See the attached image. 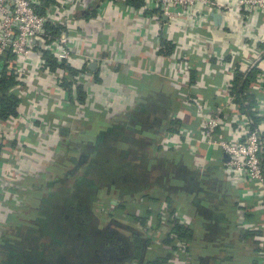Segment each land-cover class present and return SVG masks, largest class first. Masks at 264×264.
<instances>
[{"label": "crops", "instance_id": "0c3cea01", "mask_svg": "<svg viewBox=\"0 0 264 264\" xmlns=\"http://www.w3.org/2000/svg\"><path fill=\"white\" fill-rule=\"evenodd\" d=\"M100 1L105 3L102 12L96 9V2L93 7H82L74 24L89 39L88 44L77 42V50L89 49L93 56L81 81L84 104L75 101V87L71 89L73 99L62 86L51 91V100H42L43 108L36 109L43 122L35 121L37 127H54L51 137L35 136L27 128L29 106L24 99L19 106L22 117L19 114L0 125V264H85L90 260L99 263L100 257L109 263L111 256H99L98 246L105 233L112 231L101 227L100 233L88 234L92 233L91 216L99 219L98 195L116 207L162 191L166 198L154 207H165L170 214L189 185L191 194L185 198L192 211L184 214H192L194 223L196 218L200 224L192 227L196 234L189 254L167 263L250 264L264 244V231L236 228L242 215L250 216L241 206L246 185L231 187L223 170L212 167L204 171L211 177V185L194 191L191 179L199 183L198 174L192 171L194 162L220 157L219 152L196 147L192 157L188 156L190 150L187 154L183 149L180 123L196 128L198 121L192 114L178 115L176 123L166 128L171 117H166L168 109L179 107L175 101L183 102L180 106L188 102L185 90L200 73L181 76L172 72L173 66L187 57L203 66V53L191 47L197 39L207 41L206 56L230 42L239 43L232 35L235 14L227 22L220 14L214 15L212 27L193 29L186 23L187 28L179 29L168 24L161 31L151 19L166 22L165 18L150 11L143 1L134 6L117 0L115 7L109 6V0ZM107 58L114 63L102 70L100 65ZM64 77L72 78L68 72ZM19 91V87L12 90L18 96ZM27 91L30 98L41 100L39 92ZM42 109L48 110L44 114ZM156 145L162 146L160 153L154 151ZM115 168L120 174L111 176ZM142 203L148 202L144 199ZM254 218L264 223L263 214ZM123 224L143 235L145 225L129 220ZM77 241L85 246L83 253ZM224 248H230L232 256H226Z\"/></svg>", "mask_w": 264, "mask_h": 264}, {"label": "built area", "instance_id": "2783aa9c", "mask_svg": "<svg viewBox=\"0 0 264 264\" xmlns=\"http://www.w3.org/2000/svg\"><path fill=\"white\" fill-rule=\"evenodd\" d=\"M97 1L55 0L53 3L43 4L42 0H0V74L14 75L22 81L17 86L20 89L18 97L28 103L25 116L28 121L27 128L35 136L51 137L54 128L51 130L35 125V121L43 122L36 110L43 108L44 105L40 102L43 100L47 103L51 100L49 98L53 95L50 92L60 86L67 69H74L83 77L87 74L90 63H93L89 49L85 48L81 52L77 50V42L88 44L89 39L80 35L74 24L77 21V12L82 7H93L92 4L96 2V9L102 12L105 3ZM141 1L149 6L150 11L157 13V16L165 18L166 22L156 17L151 19L161 31H165L168 24L179 29L187 28L186 23L193 29L212 27L214 15L220 14L222 20L227 22L230 14H235L236 28L232 35L238 37L239 43L230 42L227 47H220L217 53L206 56L207 41L197 39L191 47L203 53V66L187 57L172 68L173 73L181 76H189L192 71L200 72L195 82L185 90L189 96L186 104H189L190 114L195 116L198 126L179 127V135L183 138L185 144L182 147L186 152L201 147L206 151L219 152L220 155L194 162L192 171L198 174L199 183L194 178L191 179L192 185H211V177L204 171L212 167L213 170H223L224 180L231 187L245 184L241 206L246 216H250L242 215L235 224L236 228L240 231H264V223H258L254 218L264 215V0H224L223 3L216 0ZM114 5V1L109 3L110 7H115ZM185 48V45L181 46V50ZM43 54L49 55L57 64L67 69L59 67L51 72L45 64ZM110 63H114V60L107 58V62L100 65L102 70ZM252 72L255 73V78L248 92L254 95L253 104L251 112L244 115L240 111L233 87L236 78L245 77ZM27 89L39 92L42 95L41 100L30 98ZM172 104L174 105V101ZM51 109L50 106L49 111ZM47 110L42 109V113L45 114ZM174 114L175 110L171 107L166 117ZM20 116L21 114L19 118ZM154 127L158 133L157 126ZM2 165L3 162H0L1 169ZM14 175L16 177L15 172ZM180 194L188 196L191 193L183 191ZM95 203L103 223L128 221L125 212L105 205L101 195L97 196ZM167 214L163 207L146 217L141 237L142 240L149 241V246L153 248H160L163 233L164 237H171L170 224L195 228L192 214ZM163 215L165 216L162 217ZM172 246L175 247L173 258L186 254L187 243L183 240L174 238ZM224 251L226 256L233 254L230 248H224ZM120 264H143V261L132 256ZM179 264L188 263L181 261ZM250 264H264V244L253 254Z\"/></svg>", "mask_w": 264, "mask_h": 264}, {"label": "trees", "instance_id": "16d2710c", "mask_svg": "<svg viewBox=\"0 0 264 264\" xmlns=\"http://www.w3.org/2000/svg\"><path fill=\"white\" fill-rule=\"evenodd\" d=\"M109 1H117V0H109ZM125 2L129 5L138 6L141 3V0H125ZM43 4L53 3L50 2V0H42ZM56 31H59L56 29ZM43 57L45 59V64L50 67L51 71H54L52 69L56 68H63L67 69L63 65L57 64L56 60H53L49 55L43 54ZM67 72L71 74L72 78L68 79L66 77L62 78L60 86L68 89L67 92L69 94V97L72 98V87H75L74 90V97H77L75 101L78 100V102L81 104H84L83 102L86 100V93L83 90V84L82 82V76L79 75L78 71L74 69H67ZM255 78V73L252 72L248 74L247 76L243 77L240 76L236 78L234 82L233 91L237 97V101L240 105V111L244 115H248L251 111V105L253 104V94H250L248 92L249 90V84L253 82ZM22 84V81L20 78L14 75H7V74H0V122H4L8 119H14L16 116L19 115V106H20V98L15 92H12L14 88ZM82 88V89H81ZM176 105L179 106L175 102ZM175 114L174 116L170 117L166 122V128L167 126L171 125L172 123L175 124L178 115L182 114H190V108L189 104H185L179 107L174 106ZM68 111V110H67ZM66 111V112H67ZM63 114V113H58ZM251 115V114H250ZM252 116V115H251ZM69 117V116H68ZM66 118V116H65ZM179 118V117H178ZM254 119V117H252ZM256 119H254L255 121ZM253 121V122H254ZM87 124H84L86 126ZM180 126L182 127H190L193 128V125L186 124V123H180ZM198 126V122H197ZM197 146V144H195ZM199 146V145H198ZM199 148V147H198ZM201 148V147H200ZM0 149H1V143H0ZM202 149V148H201ZM162 146L156 145L154 151L157 153H160L162 151ZM185 152V151H184ZM187 153V152H186ZM189 154V153H187ZM194 154V153H193ZM193 154H189L188 156H192ZM187 157V156H186ZM217 171V169H215ZM22 176V175H21ZM180 194L178 196V205L177 209L174 212L178 213H186L191 212L192 208L188 205L186 202L185 195ZM1 196V195H0ZM166 198L164 195V192L158 191L155 193H152L150 196H147L146 198L142 197L139 198V201H134L132 203L127 204H119L116 206V209L118 211H123L128 215V220L134 224H140L145 225L146 223V217L147 215L155 214L157 211L156 207H154L155 204L159 203L161 199ZM101 199L104 202L105 205H109L106 201H104L105 197L101 195ZM144 199L148 202L147 204L142 203ZM2 201V200H0ZM167 201V200H166ZM131 207V208H129ZM173 213V212H172ZM172 213H168L167 215H171ZM160 216V215H159ZM163 215L162 217H164ZM199 220L195 218L194 225L199 226ZM170 232L171 237H164L161 239V246L160 248H153L149 246V241L142 240V237L138 236L135 233L131 234V242L133 245V256L136 260H142L143 264H166L168 261H171L173 259V251L175 247L172 246L173 240L180 239L187 243L186 247V253L189 254L191 244L190 241L192 240V237L196 234L194 232V229L192 227L183 228L177 225L170 224Z\"/></svg>", "mask_w": 264, "mask_h": 264}, {"label": "rangeland", "instance_id": "374dc122", "mask_svg": "<svg viewBox=\"0 0 264 264\" xmlns=\"http://www.w3.org/2000/svg\"><path fill=\"white\" fill-rule=\"evenodd\" d=\"M110 174H111V176H112V174L114 176H118L120 174V172L118 171V169H116V171L114 173H110ZM197 188L198 187H196V189H195L193 187V190L196 191ZM97 214H98V212H97ZM95 217H97V216H95ZM95 217L91 216L92 228L90 230L92 231V233H90L88 231V234H91V236H93V234H94L93 232L100 233V230H102L103 228H104V230H108L109 229L110 231H112V233H114L112 235H115L120 240H122L121 243L123 245L126 242H128L129 246H128V249L125 248V252L123 253V257L126 258V259H130L133 256V245L130 244V242H131V237L130 236L133 233L132 227L129 226V225H124L123 223H113L112 225L103 226V228L101 229V226L99 224V219L97 220V218H95ZM100 243L101 244L98 246V248H99V254L98 255L99 256H101L102 254H108V252H109L108 256H111V257L115 256L117 254V251H115V249H112V250H109V251L107 250V249H109V246H108L109 245V240L107 238H104ZM94 262L95 261L92 262V260H90V262H87L85 264H94ZM95 263L98 264V262H95Z\"/></svg>", "mask_w": 264, "mask_h": 264}, {"label": "flooded vegetation", "instance_id": "af4514ba", "mask_svg": "<svg viewBox=\"0 0 264 264\" xmlns=\"http://www.w3.org/2000/svg\"><path fill=\"white\" fill-rule=\"evenodd\" d=\"M160 189L162 190V187H160ZM191 190V188H190V185L185 189V191H190ZM95 201H96V199H95ZM79 210V208H77V211ZM98 217H99V219H100V225H102L101 227H103V226H106V225H112L111 223L110 224H106V223H103V219L99 216V214H98ZM106 235L104 236L105 238H107L108 240H109V249H107L108 251L109 250H112V249H115V251H117V254L113 257H110V262L109 263H106V259H103V258H100V260L101 259H103L104 260V262L103 261H100L99 259H98V261H99V263L98 264H100V263H102V264H120L121 262H123L124 260H126V258H124L123 257V253L124 252H122L123 251V248H126V249H128L127 247L129 246V244H128V242H126L124 245L121 243L122 242V240H120L117 236H115V235H112V234H114V233H108V232H106L105 233ZM78 242V244H79V246L81 247L80 248V252L81 253H83L84 251H85V246L82 244V242L81 241H77ZM131 243V242H130ZM127 246V247H126ZM130 248V247H129ZM16 249H18V246H16ZM108 254H109V252H108ZM93 262V261H92Z\"/></svg>", "mask_w": 264, "mask_h": 264}]
</instances>
